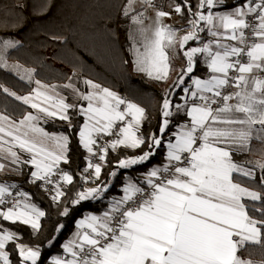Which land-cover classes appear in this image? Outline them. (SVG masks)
I'll use <instances>...</instances> for the list:
<instances>
[{"label": "snow or ice", "instance_id": "6c2138e0", "mask_svg": "<svg viewBox=\"0 0 264 264\" xmlns=\"http://www.w3.org/2000/svg\"><path fill=\"white\" fill-rule=\"evenodd\" d=\"M29 16L53 43L167 87L142 106L78 58L46 83L9 62L21 40L0 38V70L29 89L0 82V264H264V0H0V32ZM247 153L260 159H235ZM255 246L261 258H244Z\"/></svg>", "mask_w": 264, "mask_h": 264}, {"label": "trees", "instance_id": "16d2710c", "mask_svg": "<svg viewBox=\"0 0 264 264\" xmlns=\"http://www.w3.org/2000/svg\"><path fill=\"white\" fill-rule=\"evenodd\" d=\"M118 2V0H116ZM56 13L55 8L53 9L52 16L54 17ZM115 15V12L113 13ZM182 23V22H181ZM47 24L46 20H41L29 16L28 22L19 31L9 29L7 34L0 32V37H7L13 39H19L23 42L22 48L11 49L8 52L10 61H19L26 67H36L40 75L37 78L44 80L46 83H59L62 82L59 79L60 74L68 73L70 74L71 63L74 58H78L87 69H90V78H98L97 82L103 83L105 86H113L114 90L119 92L121 95L127 94L130 98L137 99L138 102L142 103V106H148L150 103V98L155 97L159 100L160 90L163 84L152 82L145 77L138 76L131 63L125 68L120 69L119 67L113 68L107 63L99 62L94 56H92L85 48L78 45L76 41L70 42H59L53 43L45 35L41 33V29ZM114 46L123 54L124 59L131 60L130 54L126 51L128 48V42L126 40V35L124 31V25L121 24L118 31H116V39L114 40ZM54 55H58L60 58L53 59ZM34 57H39L43 60V64L47 67H41L39 64L33 61ZM200 68H203L201 66ZM204 69V68H203ZM88 74V73H86ZM0 82L5 83L6 86L17 90L20 94H24L28 87L22 83L18 77L14 74H7L5 70H0ZM3 98L0 97V108H3L2 103ZM17 106V102H10L9 107ZM49 132L62 131L59 123H49L46 126ZM253 147L259 148L260 145L253 141ZM82 153L75 148V143L73 144L72 153V166L75 167L77 164H82L83 161L79 159ZM245 158L260 159L259 153H247V154H237L235 159L237 161H244ZM160 160L158 155L153 163ZM25 190H28L34 194V199L37 203L41 204L42 207H47L46 198L42 192L38 191L29 185H24ZM116 189L109 195L115 194ZM85 209L91 210L93 212L103 211V206L98 203H86L83 206ZM47 226L50 221H45ZM27 233V229H24ZM73 231L72 220L67 221V228L61 234L60 239L56 242L55 247L51 249V253H57L59 251L60 243L67 238ZM50 235V232L48 233ZM248 253H251L249 255ZM50 253L45 252L44 255L48 256ZM246 259L259 260L260 251L259 247L255 246L248 248L247 251L241 253Z\"/></svg>", "mask_w": 264, "mask_h": 264}, {"label": "crops", "instance_id": "0c3cea01", "mask_svg": "<svg viewBox=\"0 0 264 264\" xmlns=\"http://www.w3.org/2000/svg\"><path fill=\"white\" fill-rule=\"evenodd\" d=\"M166 23H173V21L169 20V21H166ZM180 63H181L180 60L175 61V64H176L177 67L179 66ZM200 67H198L197 74H202L205 71L203 68H200ZM172 75H173V77H175V73H173ZM245 159L246 160H244V161H247V160H256V159H252V158H245Z\"/></svg>", "mask_w": 264, "mask_h": 264}, {"label": "rangeland", "instance_id": "374dc122", "mask_svg": "<svg viewBox=\"0 0 264 264\" xmlns=\"http://www.w3.org/2000/svg\"><path fill=\"white\" fill-rule=\"evenodd\" d=\"M125 27V26H124ZM0 38H5V37H0ZM128 42V41H127ZM128 47H129V42H128ZM11 49H9L8 50V52L10 51ZM9 62L11 63V62H14V61H10L9 60ZM174 78V77H173ZM168 83H171V81H169ZM163 87H167V85L166 84H163Z\"/></svg>", "mask_w": 264, "mask_h": 264}]
</instances>
